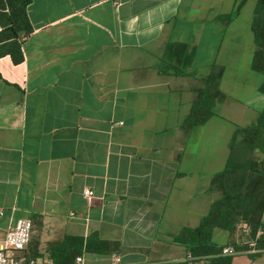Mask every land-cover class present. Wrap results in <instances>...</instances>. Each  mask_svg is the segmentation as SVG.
<instances>
[{"label":"crops","instance_id":"obj_1","mask_svg":"<svg viewBox=\"0 0 264 264\" xmlns=\"http://www.w3.org/2000/svg\"><path fill=\"white\" fill-rule=\"evenodd\" d=\"M241 1H30L22 59L0 55V243L28 217L26 258L52 259L66 236L95 234L107 252L84 244L68 264L189 256L175 235L209 212L233 134L264 108L256 0L235 15ZM197 108L205 120H193ZM243 223L215 228L213 241L243 243ZM259 248L232 264H264Z\"/></svg>","mask_w":264,"mask_h":264},{"label":"trees","instance_id":"obj_2","mask_svg":"<svg viewBox=\"0 0 264 264\" xmlns=\"http://www.w3.org/2000/svg\"><path fill=\"white\" fill-rule=\"evenodd\" d=\"M30 1L0 0V55L9 51L15 61L23 57L17 38L32 30L27 15ZM243 2L239 3L235 15ZM251 30L256 45L252 67L263 74L258 90L264 93V0H256ZM208 115L197 108L193 112V120L203 121ZM229 147L226 166L213 179V185L220 189V196L213 200L209 212L197 228H184L174 237L177 243L187 248L189 256L179 261L148 264H232L233 255L222 254L225 246L213 241V230L218 227L233 231L238 223L246 222L251 228L249 237H254L257 229L263 226L264 108L253 124L236 129ZM59 244L50 248L53 264H68L71 257L81 252L84 244L88 251L105 253L109 242L95 234L86 243L81 237L66 236ZM66 245H75L74 251L68 252L64 249ZM232 246L237 250L248 247L243 243H234ZM257 246L264 248L263 237L258 239Z\"/></svg>","mask_w":264,"mask_h":264},{"label":"built area","instance_id":"obj_3","mask_svg":"<svg viewBox=\"0 0 264 264\" xmlns=\"http://www.w3.org/2000/svg\"><path fill=\"white\" fill-rule=\"evenodd\" d=\"M118 3L119 0H114ZM84 196L91 200L94 197V191L90 188L84 189ZM2 214V210H0ZM32 219L28 217L19 218L14 225L8 228L6 235L0 243V264H53L52 259L38 260L35 258H26L23 255L24 250L31 240L32 234ZM243 232L245 234L250 233V226L245 222L242 224ZM264 231L260 226L254 237H250L243 242L248 247L244 250H237L233 246H225L222 249L224 255H235L239 252L246 251L251 253H257L262 251V248L257 246L258 239L262 237ZM78 261L82 260L81 256L77 257ZM120 258L115 255L110 264H119Z\"/></svg>","mask_w":264,"mask_h":264}]
</instances>
